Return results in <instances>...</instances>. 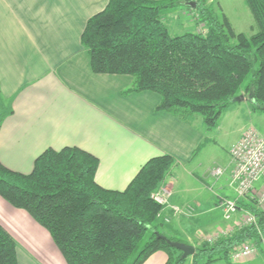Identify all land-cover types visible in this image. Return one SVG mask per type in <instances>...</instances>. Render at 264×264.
<instances>
[{
    "label": "trees",
    "instance_id": "16d2710c",
    "mask_svg": "<svg viewBox=\"0 0 264 264\" xmlns=\"http://www.w3.org/2000/svg\"><path fill=\"white\" fill-rule=\"evenodd\" d=\"M245 3L255 23L251 34L235 31L222 10L203 0H108L88 18L81 41L94 72L130 74L129 90L156 91L159 109L184 119L200 114L212 129L241 94L253 109L264 110V0ZM181 6L195 10L201 27L172 35L163 17ZM175 163L171 154L154 156L117 190L96 181L95 154L78 146L48 147L29 173L0 161V195L50 232L68 264H142L157 250L167 253L165 264H185L188 257L158 237L181 240L166 233L163 206L153 196ZM238 207L254 213L258 227L242 225L202 240L193 264L229 260L245 240L263 247L264 208L250 197ZM0 264H19L17 242L1 224Z\"/></svg>",
    "mask_w": 264,
    "mask_h": 264
},
{
    "label": "crops",
    "instance_id": "0c3cea01",
    "mask_svg": "<svg viewBox=\"0 0 264 264\" xmlns=\"http://www.w3.org/2000/svg\"><path fill=\"white\" fill-rule=\"evenodd\" d=\"M218 1L235 29L225 9L229 0ZM107 2L0 0V161L29 173L46 148L78 146L99 158L95 178L100 185L123 190L150 158L171 154L176 163L159 189L167 188L169 202L186 210L180 215L169 210L171 220L164 229L196 246L200 234L224 221L222 212L221 219L213 214V209L220 210L219 197H236L230 185L232 161L215 177L214 167L205 168L214 129L205 127L200 114L181 118L158 108L161 95L156 91L129 90L132 75L92 70L81 35L88 18ZM172 22L184 31L201 27L191 18ZM254 25L250 22L247 28ZM251 108L250 122L258 111ZM246 128L236 129L231 146ZM0 224L17 242L19 264H68L50 232L1 195ZM167 258L164 250H157L142 264H165ZM186 264H193L192 256ZM212 264H264V246L250 258L234 260L230 255Z\"/></svg>",
    "mask_w": 264,
    "mask_h": 264
},
{
    "label": "rangeland",
    "instance_id": "374dc122",
    "mask_svg": "<svg viewBox=\"0 0 264 264\" xmlns=\"http://www.w3.org/2000/svg\"><path fill=\"white\" fill-rule=\"evenodd\" d=\"M181 1L188 3V1H192V0H181ZM205 1H206L205 3L207 6L212 5L213 7H215V9L221 10V6H220L218 0H209V2L207 0H205ZM226 4L227 5H225V9L229 14L235 29L237 31H242V32H245L247 34H251L252 32H254V29L250 30L247 28V27H249V23L254 22V20H253V16H252L250 10L248 9L247 5L245 4V1L244 0H229L228 2H226ZM172 10H174V9H172ZM183 10H185V11L181 12L180 15H176L177 12H175V13L171 12L169 14H165V16L163 17L165 22H167V24H169V26H170L169 29H170V32L172 35L181 34V33L185 32L184 31L185 29L181 27V25H182L181 21L177 22V23H180L181 25L175 24L174 26H172V24H173L172 19L173 18L175 21H177L179 19L180 20H182V19L183 20H189L190 18L192 19V21H195L197 19V15H196V12L194 9H189L187 7H183ZM174 15H176V16H174ZM248 30H250V31H248ZM251 107H252L251 100L249 98L245 97L244 99L236 100L235 102L231 103L227 108H225L223 110V112L220 116V119L218 121V124H219L218 128H216L217 126L213 128L214 130H213V136L212 137H213L214 141H212V145H210L209 153L206 154V156H205V161H206V167L205 168H209V167L213 168L216 166H221V167L225 168V170H226L228 164L229 165L231 164V157H230L229 149L231 147V143L234 141V138L236 137V132H237L236 129L239 126L243 125V126H246L247 128L254 126L257 129H259V131L264 135V110H258L256 113H254L253 114V121L250 122V121H248L249 120L248 112L250 109H252ZM231 173H232V171H231ZM230 185L232 186L231 180H230ZM214 187L216 190L217 186H214ZM164 190L166 192H164ZM157 191H159L160 195H162L165 199L163 202L158 201V200L157 201L159 203H161V205L163 206L159 212V215L164 213L165 214L164 218L165 217L168 218V219L165 218L166 222H169L171 220L170 214H169L170 212H168L169 210L172 211L173 212L172 214H175V215H180L183 212H185L186 207H183L179 204H171L169 202L170 192L167 188L166 189L165 188L158 189ZM153 194H155V193H153ZM221 197H223V196H220L218 199V202H217V205L220 208V210L218 208L213 209L214 210L213 214L215 216H217L216 218H218V219H221L220 214L222 212V208L219 206V201H220ZM248 197H250L252 200H254V203H256V205L258 207L264 208V203L257 202L256 197H254V196L249 195L246 197H240L238 199V201L246 199ZM213 207H215V206L213 205ZM222 217H223V213H222ZM243 217H244L243 210L238 211L229 220H227L223 217L224 221H222V222L220 221L219 222L220 225L216 229H214L213 231H210V233L205 234V235L200 234L197 238L196 243L197 242L199 243L202 240L206 241L207 239L204 238L206 236L207 237H209V236L215 237L216 234L218 233V231L220 230V228H222L223 226L225 228L226 227L232 228V231H234L236 228L243 225V223H244ZM229 234H230V232H229ZM187 261H188V259H187Z\"/></svg>",
    "mask_w": 264,
    "mask_h": 264
},
{
    "label": "built area",
    "instance_id": "2783aa9c",
    "mask_svg": "<svg viewBox=\"0 0 264 264\" xmlns=\"http://www.w3.org/2000/svg\"><path fill=\"white\" fill-rule=\"evenodd\" d=\"M230 156L233 164L231 183L236 193V198L223 196L220 198L219 206L222 208L223 217L227 220L232 218L239 211L238 199L240 197L254 196L256 201L264 203V135L254 126L244 130L241 137L230 148ZM224 168L216 166L212 174L219 177L223 174ZM164 192H166L164 190ZM156 200L163 202L165 199L159 191L153 194ZM243 225H256L257 217L250 211H243ZM168 219L167 217H165ZM232 228H220L215 237H204L212 241L221 235H227ZM214 238V239H213ZM264 246V234L262 235ZM258 246L245 240L233 247L231 258L242 260L255 255Z\"/></svg>",
    "mask_w": 264,
    "mask_h": 264
},
{
    "label": "water",
    "instance_id": "95a60500",
    "mask_svg": "<svg viewBox=\"0 0 264 264\" xmlns=\"http://www.w3.org/2000/svg\"><path fill=\"white\" fill-rule=\"evenodd\" d=\"M244 98H245V96L243 94H241V95L236 97V100H241ZM158 237L166 240L171 246L181 250L182 251V258H187V257L192 256L196 253V246L191 244V243H187V242H184L181 240H172V239L168 238L166 235L161 234V233L158 234Z\"/></svg>",
    "mask_w": 264,
    "mask_h": 264
}]
</instances>
